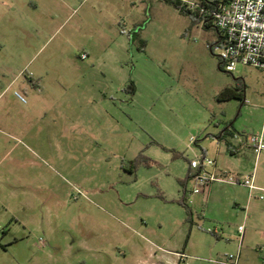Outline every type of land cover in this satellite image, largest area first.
Returning <instances> with one entry per match:
<instances>
[{
	"label": "rangeland",
	"instance_id": "rangeland-1",
	"mask_svg": "<svg viewBox=\"0 0 264 264\" xmlns=\"http://www.w3.org/2000/svg\"><path fill=\"white\" fill-rule=\"evenodd\" d=\"M32 1L0 0V25L8 27V5ZM34 1L65 25L32 61L0 51V264H96L89 247L105 244L158 245L186 253L191 264L237 255L238 227L264 226V201L244 207L247 187L220 182L193 193L189 174L191 161L206 156L209 172L245 176L256 168L264 187V152L258 161L251 148L233 154L232 136L218 138L227 127L264 132V70L220 68L219 52L208 47L214 30L166 0ZM88 40L106 73L65 59L68 46ZM30 76L47 88L36 89ZM237 83L245 101H220ZM17 90L49 104L28 110ZM54 117L69 118L58 134ZM263 262L264 250L245 242L240 264Z\"/></svg>",
	"mask_w": 264,
	"mask_h": 264
},
{
	"label": "crops",
	"instance_id": "crops-1",
	"mask_svg": "<svg viewBox=\"0 0 264 264\" xmlns=\"http://www.w3.org/2000/svg\"><path fill=\"white\" fill-rule=\"evenodd\" d=\"M191 1H200V0H191ZM30 5H27L24 7L17 6V5H14V6L8 5L7 8L5 9V11L7 12H5L4 14V15L7 14L8 27L5 26L4 28L0 25V37L3 36V38L0 39V51L7 53V55H9L10 57H13L16 54H22L24 55L27 61L28 60L32 61L43 50V48L47 44L53 43L55 35L65 25V23H58L55 21V18L58 17V14L53 7L50 6L47 8L48 15L45 17L44 15L45 11H43L42 4L35 2L33 0ZM45 18H48V19H45ZM205 28L213 29L211 27H205ZM213 30L215 32L216 37L208 42V47L211 52L212 50L210 46L215 44L218 39V32L215 29ZM10 32H12L11 34L20 36V39L18 40L19 41L18 48H16V44L18 41L15 38H11L9 36ZM59 43H62V42L58 41L56 43L57 48L58 46H60ZM79 45H81L79 48H82V50L79 52V54H76L75 48L78 47ZM78 46H75V45L68 46V47H71V49H70V52L65 55V59L69 61L70 65L74 67H78V68L88 67V68H92L96 70L99 69L98 68V65H99L100 69H102V71L104 70L103 72L106 73L105 72L106 64L103 63V60L105 59V57H101V55L99 54L92 53L94 47L90 40H88V42L78 44ZM57 48L55 50H57ZM83 53H86L87 55L86 58H83L81 56ZM115 58L119 60V55H117V57ZM44 72L47 73L48 70H44L43 73ZM29 80L30 82H32V85L35 88L37 85L40 87V90L47 88L46 83L42 82L41 77L36 78V77L30 76ZM14 82H15V79L11 80V82L8 84L7 87H10ZM42 84L45 85L44 86L45 88H42L43 87ZM233 86L234 85H231V87ZM137 91H138L137 88L134 87V91L132 93L136 94ZM24 104L26 105L25 107L28 110H31L32 107L46 108L49 103L46 101V99L43 98V99H38V101H34V102L28 101L27 103H24ZM60 104L61 102H55V107L57 108L58 105ZM66 120H69V118L61 119L59 117H54L52 119L53 124L55 125L54 126L55 129H52V131L54 130L53 133L58 134L59 128L57 125H59V123H64ZM68 130H69V127L67 126V128L62 129V132L68 136ZM236 133L238 132H235L234 134ZM232 139H233V142H230L231 147L230 149L229 148L228 149L233 154H239L240 152H242V149L244 148H251L245 141H238L234 138V136H232ZM261 154L259 155V157L256 156L257 161L259 160ZM217 170L226 171L220 167ZM253 172H255V177H254L255 185L258 188L264 189V187H261L258 184H256V179H255L256 178V168L248 174H252ZM222 173H227V172H222ZM229 174H232V173H229ZM234 175L244 176V175H239V173L234 174ZM211 184L212 183L203 186L202 190L204 191L205 189H208V187ZM247 189L249 190V200L246 202V204H243V205H246L244 207L248 208V206L249 207L252 206V202L250 203V200L253 197L258 198L261 201H264V199L262 200L259 198L260 195H264V194L256 195V192H261L262 190H254L251 192L248 187ZM210 191H212V189H210ZM262 205L264 206L263 203ZM249 220L250 222H253L251 220V216ZM212 233L214 235L220 236L219 232L218 233L212 232ZM245 242H247V244L251 245L252 247H255L256 245L258 248H260L261 251H263L264 250V226L260 224L259 222L255 221L251 229L248 230L245 227L242 241L240 240V236H239V252H238L240 253L239 262L241 260V249ZM89 251L92 257H94L96 264H176L179 259L177 254L184 253L180 251L164 249L158 245H151V246L143 247V246H139L135 244H131L130 246L127 247L126 250H122V248H120L117 245L112 246V245L105 244L98 248L95 246L89 247ZM229 255L230 254H225L221 256V258L218 259V261H227ZM186 263L191 264L189 256L186 260Z\"/></svg>",
	"mask_w": 264,
	"mask_h": 264
},
{
	"label": "built area",
	"instance_id": "built-area-1",
	"mask_svg": "<svg viewBox=\"0 0 264 264\" xmlns=\"http://www.w3.org/2000/svg\"><path fill=\"white\" fill-rule=\"evenodd\" d=\"M184 7L201 18L203 26L208 24L218 32V39L210 46L212 52L218 51V57L223 67L228 72H234L239 64L253 66L264 70V0H219L210 5L200 1L182 0ZM86 58V53L81 55ZM34 84V83H33ZM36 88L40 90L37 85ZM15 96L23 103H27V97L19 90ZM238 141H245L254 151L257 157L264 152V132L234 134ZM214 165L212 159L204 156L201 161H191V170L196 186L193 193L210 183L220 182L231 185L246 186L250 191L262 190L254 183L255 172L245 176H236L229 173H215L207 170L208 166ZM264 199V195H260ZM211 232L218 231L216 229ZM245 226L238 227L240 240L243 239ZM176 264H187L188 255L178 253ZM239 255L230 254L227 261L221 264H240Z\"/></svg>",
	"mask_w": 264,
	"mask_h": 264
},
{
	"label": "trees",
	"instance_id": "trees-1",
	"mask_svg": "<svg viewBox=\"0 0 264 264\" xmlns=\"http://www.w3.org/2000/svg\"><path fill=\"white\" fill-rule=\"evenodd\" d=\"M166 1L173 3L179 9H181L182 12L190 15L194 20L198 21L199 23L201 22V18L199 17L197 13L191 12L184 7L182 0H166ZM216 1H219V0H200L201 3L206 4V5H210ZM205 27H210V26H208V24H205ZM219 66L220 68H223V65L221 62ZM129 88L131 92L134 91L133 84H131ZM245 92H246V86L244 85V83L243 84L237 83L233 87L231 86L225 87L220 93V101H229L232 98H238V99L245 101ZM227 136H234V132L231 130L230 127H227L226 130L218 138L221 140L226 139L227 141ZM227 146L230 149L231 143L229 141H227ZM189 178H193L192 170L189 174ZM187 200H188V192L186 189H184L182 204L188 208ZM189 216H190V220L192 221V217H191L192 211L191 210H189Z\"/></svg>",
	"mask_w": 264,
	"mask_h": 264
}]
</instances>
